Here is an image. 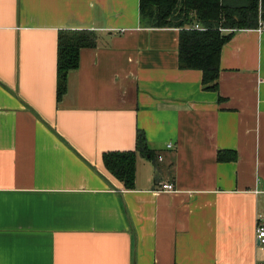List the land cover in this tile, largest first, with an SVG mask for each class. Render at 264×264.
I'll return each mask as SVG.
<instances>
[{"label":"crops","instance_id":"1","mask_svg":"<svg viewBox=\"0 0 264 264\" xmlns=\"http://www.w3.org/2000/svg\"><path fill=\"white\" fill-rule=\"evenodd\" d=\"M65 30L97 39L57 99ZM178 35L139 0H0V264H264V28L222 45L217 91ZM137 131L126 189L102 154Z\"/></svg>","mask_w":264,"mask_h":264},{"label":"trees","instance_id":"2","mask_svg":"<svg viewBox=\"0 0 264 264\" xmlns=\"http://www.w3.org/2000/svg\"><path fill=\"white\" fill-rule=\"evenodd\" d=\"M140 20L151 27H176L178 35V65L181 69L201 71L205 90H218L220 51L233 31L257 28L264 22V0H139ZM199 23L202 29L191 26ZM224 30L230 32L224 33ZM92 31H60L57 38V99L65 91L66 75L78 65L82 47L96 45ZM220 99V97H219ZM149 153L143 132L137 131L136 147L131 151H107L102 154L106 170L122 182L133 186L136 152ZM235 151H219V161L234 160Z\"/></svg>","mask_w":264,"mask_h":264},{"label":"built area","instance_id":"3","mask_svg":"<svg viewBox=\"0 0 264 264\" xmlns=\"http://www.w3.org/2000/svg\"><path fill=\"white\" fill-rule=\"evenodd\" d=\"M191 27L196 29V30L202 29V26L197 22L193 23V25ZM263 28H264V22L260 21L259 25H258V29L260 30ZM167 146L171 147L172 144L169 143ZM160 189L165 190V191H175L173 184L169 183V182L161 183ZM255 233H256V237H257V240L259 241V243L264 244V222L260 218H258L256 221Z\"/></svg>","mask_w":264,"mask_h":264}]
</instances>
